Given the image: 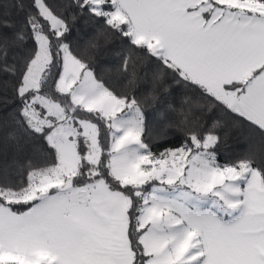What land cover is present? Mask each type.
I'll return each mask as SVG.
<instances>
[{
    "label": "snow or ice",
    "instance_id": "obj_1",
    "mask_svg": "<svg viewBox=\"0 0 264 264\" xmlns=\"http://www.w3.org/2000/svg\"><path fill=\"white\" fill-rule=\"evenodd\" d=\"M0 264H264V0H0Z\"/></svg>",
    "mask_w": 264,
    "mask_h": 264
},
{
    "label": "trees",
    "instance_id": "obj_2",
    "mask_svg": "<svg viewBox=\"0 0 264 264\" xmlns=\"http://www.w3.org/2000/svg\"><path fill=\"white\" fill-rule=\"evenodd\" d=\"M115 47H120L118 42ZM107 59L109 62L107 64H101L100 67L107 68L116 63L114 56L109 55ZM106 78H109L110 84L116 86L117 88L121 87L122 81L119 80L114 72L108 73ZM247 136L248 134L246 129L234 130L227 142V145L222 146L219 149V162L224 164L225 162H229L241 156L247 147ZM149 142L152 143V141ZM153 151H157V149L154 147Z\"/></svg>",
    "mask_w": 264,
    "mask_h": 264
}]
</instances>
